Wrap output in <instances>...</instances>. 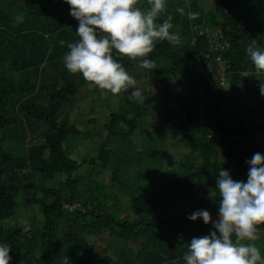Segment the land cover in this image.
<instances>
[{"label":"trees","instance_id":"16d2710c","mask_svg":"<svg viewBox=\"0 0 264 264\" xmlns=\"http://www.w3.org/2000/svg\"><path fill=\"white\" fill-rule=\"evenodd\" d=\"M171 1L176 12L168 17L166 0L157 22L167 19L180 43L157 41L153 68L113 52L129 75L137 69L152 85L140 86L143 100L128 99L131 90L111 95L117 106L88 117L80 131L71 122L78 94L98 87L64 66L67 44L79 39L70 6L0 0V222L18 218L20 195L38 207L27 232L25 223L0 224L10 264H186L191 240L214 230L187 217L206 209L218 218V201L209 196L218 171L246 182V162L264 154V70L246 54L253 40L264 50V0H212L208 13L202 0ZM137 7L147 11L150 0ZM216 30L219 48L209 52ZM221 71L228 88L213 91L212 76L220 79ZM242 91L254 98L251 106L236 99ZM237 106L247 112L232 124ZM75 138L99 140L78 161L67 153ZM99 169L110 171L107 184L97 179ZM255 243L264 255V237Z\"/></svg>","mask_w":264,"mask_h":264},{"label":"clouds","instance_id":"9594fccd","mask_svg":"<svg viewBox=\"0 0 264 264\" xmlns=\"http://www.w3.org/2000/svg\"><path fill=\"white\" fill-rule=\"evenodd\" d=\"M70 15L78 21V41L68 43L63 56L65 68L81 74L85 81L112 95L129 92L128 99L143 100V90L129 75L113 52L130 59H140V66L151 69L149 58L157 41L173 45L180 36L170 32L172 24L157 18L166 11V0H150L147 11L137 7V0H64ZM198 13H190L195 18ZM63 44L64 41H61ZM246 54L258 70H264V50L253 40ZM227 84V83H226ZM264 95V84L260 86ZM248 164L247 180H234L225 168L218 171L216 187L209 196L218 201V218L200 209L190 214L192 222L203 220L212 230L194 237L183 256L186 264H264V255L256 241L264 235V154L256 152ZM29 230L25 222L24 231ZM11 247L0 242V264H10Z\"/></svg>","mask_w":264,"mask_h":264},{"label":"rangeland","instance_id":"374dc122","mask_svg":"<svg viewBox=\"0 0 264 264\" xmlns=\"http://www.w3.org/2000/svg\"><path fill=\"white\" fill-rule=\"evenodd\" d=\"M189 1H192V0H189ZM202 1L204 2L203 7H204L205 13L210 12V10L212 9V5H213L212 0H202ZM167 4H168L167 6L170 8L169 9L170 12H169L168 17L171 18V13L176 12L177 5L174 4V6H173L171 0H167ZM178 5H180V4H178ZM184 5H185V3H184ZM174 8H175V10H174ZM256 75L257 74L253 75V77H251L250 81H253V79H256V77H257ZM261 75H262V73H261ZM133 76L137 81V87L140 88V86H141L145 90H148L149 88H151L152 85L144 84L145 81L148 83L147 78H141L139 70L136 69V71L133 73ZM224 83H225V81H224ZM184 85H186V84L184 83ZM227 88H228V85L224 84L223 89L226 90ZM177 89H178V86L175 83L172 85V87H170L169 91L173 93V92H176ZM78 95H79V98L77 100L78 103L74 105V109H73V112L71 114V122H77L78 123L77 129L80 131H82L86 128L85 122H86V119L88 117L90 118L94 115L98 116V117L105 116L108 114V108L114 109L117 106L116 101L111 99L112 94L106 90H102L99 88L97 89V91H94L92 93H87V94H85L84 90H82ZM251 97H252L251 95L242 91L241 94L238 93L236 99H238L241 102L243 101V103L245 105L251 106L252 99H254ZM104 98H107L110 101L108 107H107L106 103L104 102ZM90 108H92V110ZM89 110L92 111L91 114H89ZM246 112H247L246 109H240V107L237 106L236 109L233 111V118L231 120V123L232 124L236 123V121H238L239 118L244 117V114H246ZM200 113H202V111ZM235 113H237V115ZM79 123H82V124H79ZM99 128H100V126H99ZM98 140L99 139L91 140L89 138H86L82 141L79 138H75L74 148H72L71 150H68L67 147H65V148H66V150H68L67 153L70 157H72L75 160L80 161L83 156L89 157L92 154L90 149H89V143H91V147L95 148L98 144V142H97ZM180 143H181L180 145H182L184 147L185 143H187V142L183 140V141H180ZM259 143H261L260 146L262 148H264V137L260 138ZM140 147L141 146L139 145L138 148H140ZM183 147H181V148L183 149ZM181 148L179 151L182 150ZM176 150H178V149L176 148ZM169 154H173V151L169 150ZM99 170L100 171H99V175L97 176V179L98 178L102 179V183L107 184L108 180H109V172L110 171H103L102 169H99ZM94 184L95 183L93 182L92 185H94ZM92 185L90 187H92ZM120 191L122 192L123 195H125L127 193V190L125 188L120 189ZM125 196H127V195H125ZM20 197H21V195H20ZM20 197L18 198V201L21 202L20 203L21 206L18 207V208H20V211L18 212V218L15 219L16 215H14V216L0 222L1 225H4V224L11 225V224H14L16 222L19 224H24L26 221L29 222L35 216V214L33 212L36 209L38 211V207L34 204L30 205V204L26 203L25 202V201H27L25 199V198H27L26 196H25V198H20ZM123 200L125 201L124 197H123ZM109 202H111L110 198H109ZM144 202H145V200L139 201V203H141L139 206V209H141V207L144 206L143 205ZM126 203L131 204L132 201H130L129 198H126ZM137 212H138V210H137ZM136 213H132V215L134 216V215H136ZM262 236L264 237V235H262Z\"/></svg>","mask_w":264,"mask_h":264},{"label":"built area","instance_id":"2783aa9c","mask_svg":"<svg viewBox=\"0 0 264 264\" xmlns=\"http://www.w3.org/2000/svg\"><path fill=\"white\" fill-rule=\"evenodd\" d=\"M218 37H220V39L222 38V35H221V33H220V31L219 30H216V31H214L212 34H211V37H210V40L208 41V42H212V41H215V43L214 44H212L211 46H210V50L211 51H209V52H215V51H217L218 50V48H219V44H218V40H216ZM220 45H224V42H222ZM217 49V50H216ZM209 52H208V54H206V57H209ZM217 73H220V71H217ZM224 72L223 71H221V76H220V79H219V77L218 76H212V79H213V81H215L214 83H213V81L211 82V83H213V85H212V89L215 87V85L217 86V85H220V87H222L223 88V85L224 84H226V81H225V78H224ZM218 81V82H217ZM224 81H225V83H224ZM213 91H214V89H213ZM216 94V92L214 93V95ZM201 99H205L206 98V94H204V93H201ZM211 99H212V101H215V99H213L212 97H211ZM220 101V104L218 105V107H223V104H224V102L220 99L219 100ZM217 109V108H216Z\"/></svg>","mask_w":264,"mask_h":264}]
</instances>
